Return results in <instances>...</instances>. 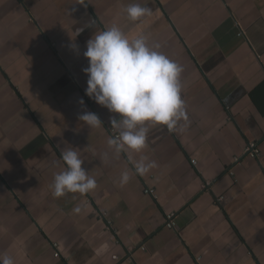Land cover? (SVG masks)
<instances>
[{
  "label": "crops",
  "instance_id": "0c3cea01",
  "mask_svg": "<svg viewBox=\"0 0 264 264\" xmlns=\"http://www.w3.org/2000/svg\"><path fill=\"white\" fill-rule=\"evenodd\" d=\"M133 3L152 15L131 20ZM113 25L182 66L186 115L175 130L148 124L147 146L119 157L108 145L119 114L85 94L83 71L87 41ZM85 111L101 126L81 121ZM251 143L257 156L246 151ZM66 147L97 187L57 198ZM145 156L156 167L139 174ZM3 256L14 264H264V0H0Z\"/></svg>",
  "mask_w": 264,
  "mask_h": 264
},
{
  "label": "clouds",
  "instance_id": "9594fccd",
  "mask_svg": "<svg viewBox=\"0 0 264 264\" xmlns=\"http://www.w3.org/2000/svg\"><path fill=\"white\" fill-rule=\"evenodd\" d=\"M128 17L135 21L152 15V9L133 3L125 9ZM78 46L73 44V48ZM159 44L149 46L141 35L129 41L118 27L113 25L95 32L86 43L83 55L89 66L83 71L88 76L85 94L107 108L109 112L119 114L111 119V126L118 136L109 138L108 145L113 148L116 157L125 149L141 151L147 146L148 124L167 126L175 130L182 119H186L185 102L181 98V73L183 68L158 51ZM84 105V100H79ZM79 119L91 127H99L102 122L98 115L85 111ZM66 169L54 177L53 195L57 198L66 193L86 194L97 187L96 180L82 167L84 161L74 147L61 151ZM105 159H108L107 153ZM156 167L155 161L143 157L135 164L139 174L147 173ZM130 173L121 174V182L127 183ZM75 212L81 208L76 207ZM109 248L104 243L98 254ZM0 264H14L10 256L0 257Z\"/></svg>",
  "mask_w": 264,
  "mask_h": 264
},
{
  "label": "built area",
  "instance_id": "2783aa9c",
  "mask_svg": "<svg viewBox=\"0 0 264 264\" xmlns=\"http://www.w3.org/2000/svg\"><path fill=\"white\" fill-rule=\"evenodd\" d=\"M110 132H111V134L113 135V137L118 136V133H117L113 128H110ZM246 151H247L248 153H250L251 155H253V156H257V155L260 153V151H259V149H258V147H257V145H256L255 143H251V144L247 147ZM146 191H147V192H150V193H153V192H154L153 189H147ZM168 218H169V220H168L167 225H168L169 227L176 228L177 225H176V223H175L174 220H173V215H169ZM57 255H58V254H57Z\"/></svg>",
  "mask_w": 264,
  "mask_h": 264
}]
</instances>
